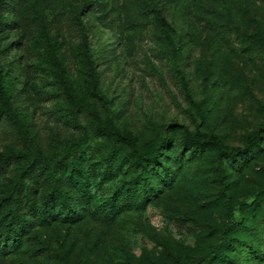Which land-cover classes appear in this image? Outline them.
<instances>
[{"label": "rangeland", "instance_id": "1", "mask_svg": "<svg viewBox=\"0 0 264 264\" xmlns=\"http://www.w3.org/2000/svg\"><path fill=\"white\" fill-rule=\"evenodd\" d=\"M17 16L9 84L28 136L15 144L2 122L0 193L28 186L19 176L30 171L39 203L56 162L85 185L74 222L56 217L0 264H197L212 253L210 264H264V45L255 38L264 39V0H26ZM70 93L86 102L80 125ZM99 119L141 152L157 151L170 183L157 163L103 135ZM186 131L230 152L254 134L260 141L234 159L209 145L190 156ZM143 180L155 189L144 199ZM127 190V205L107 216Z\"/></svg>", "mask_w": 264, "mask_h": 264}, {"label": "trees", "instance_id": "2", "mask_svg": "<svg viewBox=\"0 0 264 264\" xmlns=\"http://www.w3.org/2000/svg\"><path fill=\"white\" fill-rule=\"evenodd\" d=\"M26 0H0V135L2 122H6L11 128L12 139L15 144H19L27 140L26 123L15 108V93L10 87L9 81L11 75L19 70V63L16 62L12 55L20 45V41L10 40L11 34L20 27V20L17 13L22 8ZM90 5H87L89 8ZM255 38H259V42L264 45V39L259 35ZM86 42H82L81 57L84 64L88 67L89 73L94 80L96 76L93 74L91 68V57L88 51ZM104 56H107V52H104ZM53 61L54 58L52 59ZM71 92V89H67ZM69 99L71 100V112L70 117L73 119V124L80 125L81 119H83V111L87 109L86 102L74 96V93H70ZM97 97L100 99L99 95ZM96 128L101 131L103 135L109 136L119 142H125L137 155L139 162H143L150 167L154 163H157L161 167L162 179L170 183L171 175L169 169L162 163V156H158L157 151L141 152L137 146L136 141L130 139L118 132L111 124H106L102 120H96ZM30 140L34 141V137L30 136ZM260 136L254 134L248 140L245 148L242 150L228 151L222 145L218 138L204 134H193L188 131L185 132L184 148L189 152L190 156L197 153L200 148L209 145L216 149L219 157L228 156L234 159L240 151H247L258 145ZM17 155L11 154L8 156L3 165V171L6 172L9 168L13 167ZM30 171H23L20 174V179L25 184L29 181V185L26 187L13 186L9 190L2 191L0 193V254H3L6 249L13 251H21L26 247V241L29 239V235L40 227H46L56 221V217H61L65 222H74L79 210L77 208V199L75 198V189L81 190V187L85 185L84 181L77 175L75 169H63L60 163H53L52 168L49 169L46 178L43 180V184L47 186L48 193L41 199L39 203L36 202V191L39 181H30ZM23 184V186H24ZM139 190H142V199L150 196L151 192L155 189L151 188L150 184L145 180L140 183H136ZM124 198L118 200V198H111L109 207L107 208V216L112 218L114 211L117 209H123L130 197L128 190L123 191ZM124 199V201H123ZM57 208L56 214H54L53 207ZM230 232H227V238L225 243L228 242ZM227 249H231L232 253L236 252V249L230 243ZM234 254H224L229 263L234 262L236 256ZM215 253L200 260L197 264H210L211 259L215 258ZM1 259V258H0Z\"/></svg>", "mask_w": 264, "mask_h": 264}]
</instances>
